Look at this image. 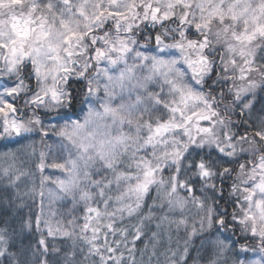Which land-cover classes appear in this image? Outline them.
<instances>
[{"label": "snow or ice", "instance_id": "obj_1", "mask_svg": "<svg viewBox=\"0 0 264 264\" xmlns=\"http://www.w3.org/2000/svg\"><path fill=\"white\" fill-rule=\"evenodd\" d=\"M0 264H264V0H0Z\"/></svg>", "mask_w": 264, "mask_h": 264}]
</instances>
